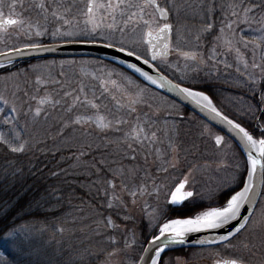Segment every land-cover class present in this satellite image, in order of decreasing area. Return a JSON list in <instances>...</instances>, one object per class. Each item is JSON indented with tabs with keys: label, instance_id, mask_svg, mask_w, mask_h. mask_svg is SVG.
Instances as JSON below:
<instances>
[{
	"label": "rangeland",
	"instance_id": "374dc122",
	"mask_svg": "<svg viewBox=\"0 0 264 264\" xmlns=\"http://www.w3.org/2000/svg\"><path fill=\"white\" fill-rule=\"evenodd\" d=\"M17 1L20 0H4L3 12L5 15L11 14L16 6L21 4ZM22 1L26 2V0ZM31 1L39 5L44 4V8H41L42 21L37 24L38 16L31 14L30 18L34 19L31 23L21 19L22 24L10 26L7 33H0V51L28 43H40L43 40L60 41L92 38L100 39L108 44L124 46L126 49L134 50L136 53L146 56L147 51L143 44L145 32L146 30H153L158 25L156 14L151 7H148L145 8L143 20L150 21L151 27L145 25L143 20L138 17L134 22V31L133 24H129L124 33H121L119 30L107 28V25L111 24L113 20L111 15L102 9L97 14V22L102 23V27L93 33L91 32V23L87 22L88 17L84 15L87 11L88 0H60L59 3L57 0H30L29 2ZM97 2L107 3V0H97ZM137 2L143 3L142 0H137ZM9 4L15 6L9 9ZM159 4L168 7L175 21L170 45L174 56L180 58L177 60L179 64L175 62L174 65H172L170 58L162 59L158 62L160 67L169 71L171 68L180 70L183 64L191 61V59L181 55L184 52L196 53L197 59L205 66V58L201 53L206 52L207 60L212 58L217 69L221 67L229 73L233 69H239L231 65L232 55L238 53V61H241L244 69L241 67L239 70L242 79L234 80V82L241 84L243 90L249 88L245 90L246 93L253 94L257 90L255 86L257 68L251 69L254 59L252 60L248 54L246 56L248 51L243 49L247 41V49L252 52L254 58V52L256 53L258 48L253 38V29L250 28L251 25L255 24V20L246 19L249 13L246 11L249 9L247 5L241 0H159ZM66 8H70V11H65ZM218 8L221 11L222 8H225L226 19H230L226 21V24H223L225 20L221 18V14L217 13L216 9ZM53 12H56L57 16H53ZM233 12L235 13L234 19L231 18ZM59 16H63V19H58ZM101 17L103 18L102 21ZM216 17L221 18L220 21ZM124 18L118 12L116 13L117 29L124 27L121 23ZM203 18L204 21H202ZM192 19H198V21L204 22V25L200 23L196 25L193 22L196 20ZM65 20L69 23H65ZM240 21H245L244 24L252 30L249 32V39L239 38L242 32L241 27L244 24L233 28L232 31V25H237V22L240 24ZM219 23L221 26L223 24L224 27L221 28L220 26L216 31L215 38L217 39L213 40L211 36V42L205 43L208 36L207 32H204L202 28H198L196 31V28L202 26L206 28L210 24L214 26ZM23 26H27L26 31L19 35L18 32L20 31L18 30H22ZM57 29H59V34L53 36L52 34ZM243 30L246 31V29ZM36 31H41L43 35L36 36ZM68 32L73 33V35H61ZM194 32H198V34L194 36ZM258 32L260 33L256 35L257 37L264 36L261 35L264 32V26L260 27ZM105 37L107 38L105 39ZM29 40L31 41L29 42ZM261 40L264 41V39ZM209 48L210 50L207 51ZM216 55H220L221 58L215 62ZM199 56L202 57L199 58ZM245 64L248 65L247 68H245ZM258 64L261 66L260 62ZM206 65L210 66V64ZM195 66L202 68L197 61H192L188 67L194 68ZM38 78L39 83L37 82ZM227 78L232 80L228 75ZM129 79L133 82L132 84L128 83ZM180 79L184 82H192L184 77H180ZM80 80V88L83 87V81L86 86V88L83 87V92H80V88H78L77 92H80L81 96L73 91ZM113 81L115 84L112 83ZM107 87L117 91L116 95L114 96V93L103 95ZM221 92H217V94L220 95ZM65 93L71 95H65ZM262 94L264 91L261 93V104L264 107V95ZM0 96L9 102L7 106L0 102V109H4V112H0V135L4 137L9 135L10 139L15 141L13 137L17 132L21 133L20 131H22L24 136H20L19 141L24 143L26 148L31 146L30 143L34 144L40 135L43 137L47 134V138L50 135L55 136L59 128L68 126V121L74 122L77 116L92 117V119L78 124L77 128L70 133L69 136L72 134L75 140H79L89 123L95 132L104 129L97 127V116L105 118L104 122L109 124L107 129L115 128L116 126L111 127L114 122L116 125L128 123L127 116H130L131 113L127 114L122 107L123 105L121 106L123 99L114 102V97H130V101L135 98L149 104L147 106L151 110L163 109V114H165L162 118L144 115L140 120L132 122L130 126L132 133L118 137L120 143L125 141L123 148L132 151L128 155L125 154L111 160H100L105 167V172H108V175L102 177L106 178L103 182L109 194L108 201L101 204L103 206L114 205L117 211L121 210L122 214L116 213L119 218L118 221L111 219V217H106L105 220L94 217L91 223L84 224L82 222L77 233H74L70 227L67 228L65 241L63 239L54 240L55 237L51 238L52 241L50 239L41 240L39 234L45 231L46 226L38 228L29 224L17 226L0 239V264H54L57 255L65 259L64 264H74L79 260L85 261L87 259L92 261L91 264H134L142 250V233L137 228L134 222L136 217L131 211L135 202L145 213L148 219L146 232H150L156 223L150 219V214L154 213L158 207L164 208L166 206L169 190L174 188V181L178 183L185 175L190 174V183L194 186L195 191L207 194L216 191L223 185L224 181L231 182L234 176L241 179L244 171L243 157L230 139L224 138L221 145L217 146L213 141L214 131L203 120L193 115H182L181 107L169 97L167 98L140 84L126 72L116 68L115 65H105L98 59L43 57L35 62H28L25 66L14 68L0 75ZM33 96L36 97L35 100L31 99ZM77 96L80 97L79 101L75 100ZM85 96L87 100L93 101L98 107L92 108L85 103ZM42 98H49L50 102L39 105L41 114L35 116L37 102ZM234 99L236 97L233 93L228 92L222 103L236 108L235 111L239 114L246 113L245 110L248 107L245 104H249V102L245 98L239 101ZM72 101L74 102L73 111L70 112L68 109ZM107 102H111L112 105L107 106ZM12 107H15L17 111L9 114V109ZM140 107L145 108L144 106ZM109 108L111 110L107 114L106 110ZM134 114L137 115L136 112ZM252 114V112L249 113L250 116ZM6 115H9V118L15 117L12 123H5ZM65 115L71 116V118L64 119ZM55 126L56 130H54ZM134 129L135 133L133 132ZM53 133L55 135H52ZM153 133H155L154 137ZM137 135L139 139L135 138ZM182 136L187 138L188 147H193V149L184 146L177 149L176 140L181 142ZM62 142L67 143L68 140L63 139ZM185 153L189 155H185ZM82 154L78 149V160L74 166L77 163L80 166L81 159H84L81 157ZM136 154L143 162L140 163L141 165L135 166L138 160L133 163ZM162 169H167V172ZM101 170H103L102 166L96 167V175ZM95 181L97 185L101 182L99 177ZM157 189H159L158 195ZM133 192L136 193L135 196L131 194ZM201 205L199 209L206 206ZM194 213L195 211H192L191 215ZM109 218L112 221L111 224L108 223ZM82 226L88 228L84 230L81 228ZM149 228L150 230H148ZM10 232H14L15 235L10 236ZM133 233H135L137 241L135 244H132ZM126 240L131 247L125 248ZM21 241L23 242V250L19 246ZM245 244L248 247H244ZM220 245L191 253L189 257L193 259L192 264H204L205 262L203 263L199 258L214 254V252L219 256L218 258L228 256L224 258L233 257L243 259L247 263L257 264L264 261V196L259 198L247 229L239 233L237 237ZM88 261L85 262L88 263ZM163 261L165 264H174L175 257H166Z\"/></svg>",
	"mask_w": 264,
	"mask_h": 264
},
{
	"label": "trees",
	"instance_id": "16d2710c",
	"mask_svg": "<svg viewBox=\"0 0 264 264\" xmlns=\"http://www.w3.org/2000/svg\"><path fill=\"white\" fill-rule=\"evenodd\" d=\"M29 1L30 0H26V2ZM241 1L247 5L248 8L252 9L247 14L246 19L255 20V24L251 25L250 28L253 29V38L256 45H260V47L256 49V53L254 52V58L252 52H250L247 47L242 48L248 51L246 56L247 54L250 55L252 57L251 59H254V63L258 64L260 62L262 68H264V41L256 36L260 33L258 32V29L264 26V0ZM38 5L39 4L35 2V4L31 6L36 8ZM216 11L217 13H220L221 18L225 20L223 24H226V21L230 20L228 18L226 19L225 8H222V11L218 8ZM216 18L218 21L221 19L218 17ZM231 18L234 19L235 15L231 16ZM192 20H196L193 21L196 25L199 23L204 25V22H202L204 21V18L201 22L198 21V19ZM223 24L222 26L221 23L215 24L208 30V27H197L196 31L198 28H202L204 32L206 31L208 36L205 43H209L211 42V36L213 37V40L217 39L215 38L217 34L216 31L220 26L221 28L224 27ZM235 27H239V24L233 26V28ZM241 29L242 32L239 38L249 39V32L252 31L249 29V26L244 24ZM243 29H246V31ZM197 34L198 32L195 33L194 36ZM261 35H264V32L261 33ZM209 50L210 48L207 49V51ZM216 56L218 59L221 58L219 55ZM238 58V53L233 54L231 65L239 68V70L241 67L244 69L243 64H241V61H238ZM98 61L105 65H112L110 62ZM212 63L213 59L211 58L209 64ZM239 64L241 65L239 66ZM18 67L20 66L15 65L11 70ZM116 68H118V66H116ZM201 69L205 71V73L197 78L195 82L181 83L186 87H192L195 90L205 92L211 97L214 104L227 116L240 123L252 133L254 137H258L259 128H257V123L264 126V107L261 104V93L264 91V75H262L261 71L258 68L256 69L255 86L257 90L253 94H250L245 91L249 88L243 90L241 89L242 85L234 82V80L239 81L242 79L240 71H237V69H233L229 71V73L221 67L216 71H211L209 67L205 65L202 66ZM251 69L254 68L251 66ZM9 71L10 70L7 67H2L0 68V75ZM164 72L169 76L174 77L169 71ZM127 74L133 76L129 72H127ZM227 75L230 76L232 80H229ZM133 78L139 83L144 84L137 77L133 76ZM80 85L81 80L79 84H76L77 87L73 91H76V93L81 96L82 94L77 92ZM82 85L86 88L84 81L82 82ZM26 88L28 87L26 86ZM221 91H231L236 97V99H234L235 101L245 98L249 102V104H245V106L248 107L245 110L246 113L239 114L235 111L236 108L223 104V98L227 94H223ZM259 91H261L260 94ZM217 92H221V94L218 95ZM108 93H110V95L111 93H114L115 96L117 91H113L112 88L110 89L107 87V89L104 90L103 95H108ZM118 99H123L121 106L123 105L122 107L125 112L127 114L131 113V115L127 116L128 123L116 125L114 122L111 127L116 126L115 128H104L95 132L92 130L89 123L82 136L80 138L77 137L79 140H75L72 134L71 136L69 135L77 128L78 124L68 121V126L59 128L56 135L55 133L52 134L55 136L50 135V137L47 138V134L43 137L40 135L38 136L39 138L37 137L38 139L34 144L30 143L31 146H28V148L25 146L22 152L11 151V148L18 147L21 141H12L9 135L5 138L12 141L11 144H6L4 140H0V239L11 229L23 224H29L37 228L40 226H46L45 231L39 234L41 240L50 239L52 241L51 238L55 237L54 240L63 239V241H65L67 228L70 227L74 233H77L82 222H84V224L91 223V221L94 220V217H96V219L102 218L103 220H105L106 217H111V219H117L118 221L119 218L116 213L119 212L122 214L121 210L117 211L114 205L109 207V205L103 206L101 204L102 202L106 203L108 201L109 194L106 191V185H104L103 182L106 178L102 177L103 175H108V172H105V167L100 160H111L125 154L128 155V153L132 151L124 149L123 146L125 145V141L120 143L118 138L121 135L125 136L132 133L130 130L132 122L140 120L144 115L152 116L153 118H162L165 115L163 114V109L155 108L154 110H151L148 107L149 104L143 103L138 99L133 98L130 101V97H114L113 100L115 102V100ZM73 104L74 102L72 101V107ZM109 105H112L111 102H107V106ZM140 106H144L145 108ZM72 107L71 111H73ZM110 110V108L107 109L106 113L108 114ZM134 112H136V116ZM250 112L253 113L252 116L249 115ZM185 114L195 115L182 107V115L185 116ZM69 118H71V116L65 115L64 117V119ZM56 126L58 127L59 125ZM56 126L54 127V130H56ZM62 129L63 131L61 132ZM20 132V136L23 137V132ZM63 139H67L68 142H62ZM185 142H187L186 137ZM59 148L60 150H58ZM78 149L83 153L81 157L84 159H81L80 166L78 163L74 166V163L78 160ZM87 150H89V152H86ZM137 157L138 155L136 154L135 159L133 160V163L138 160V162L135 163V166L143 163L141 159ZM100 166L103 167V170L96 175V167L99 168ZM245 168L246 166H244L241 179H244L246 173ZM97 177H99V181H101L99 185H97L95 181ZM197 210L198 208L196 207L185 205L180 211L174 213L173 211H170V215L189 216L192 214V211ZM131 211L134 217H136L134 222L142 233L141 242L142 245H144L145 241L150 236L154 235L157 229L154 228L148 234L146 233L147 221L144 213L141 211V207L136 202L131 208ZM81 228L85 230L88 227L82 226ZM52 243L54 244V242ZM182 251V249H176L170 252L175 255H183L184 253L182 254ZM63 261H65V259H62L57 255L54 264H64ZM85 261H88V259ZM85 261L79 260L74 264L92 263V261H88V263Z\"/></svg>",
	"mask_w": 264,
	"mask_h": 264
},
{
	"label": "snow or ice",
	"instance_id": "6c2138e0",
	"mask_svg": "<svg viewBox=\"0 0 264 264\" xmlns=\"http://www.w3.org/2000/svg\"><path fill=\"white\" fill-rule=\"evenodd\" d=\"M59 3L60 0H57ZM15 5L9 4V9H12ZM40 8H44V4L39 5ZM151 7L156 12L159 13L161 18H166L168 15V9L160 7L157 0H143V3H138L137 0H107V3L97 2V0H88L86 9L84 13L88 17L89 23H91V32L95 33L98 28L102 27V23L97 22V14L100 10L104 9L111 15L113 22L107 25V28L111 30H119L121 33H124L125 29L129 24H133V31L135 30L134 22L139 17L140 20H143V15L145 8ZM4 0H0V33H7L10 26H17L22 24V21L17 19H12L6 17L4 12ZM135 9V11H133ZM252 9H246V11H251ZM65 11H70V8H66ZM119 13L122 19L121 23L124 27L117 29L116 22V13ZM53 16H57L56 12L52 13ZM233 15L235 13L233 12ZM58 19H63V16L57 17ZM47 19V17H45ZM101 17V21H102ZM65 23L69 21L65 20ZM145 25L151 27L150 21L143 20ZM211 29V24L208 26ZM231 27V25H229ZM172 26L168 23H164L162 27H159L155 31H148L147 36L149 37L147 43L153 49H156V44L153 41L164 40L162 49H157L151 52V60L155 61L158 57H166L169 49V43L166 37V34H170ZM59 34V29L54 32L52 35L56 36ZM36 36H41L43 33L41 31L35 32ZM61 35L72 36L73 33H62ZM107 37H105L106 39ZM260 39H264V36H261ZM248 42H245V47H247ZM112 47L110 43L107 45ZM44 46L37 43H28L25 45V49L39 50ZM256 47H260L259 44ZM17 55H23L24 49L14 48L12 49ZM120 52H126L127 56H135L137 60L141 59V56L136 55V52L126 51L124 46L119 48ZM185 58L191 60L197 59V54L194 52H184L181 53ZM143 63L145 65L149 64L148 59H144ZM245 64V68H247ZM129 67L135 69L139 72L146 80L150 81L152 84L157 83V79H154L153 76L149 75L148 72L142 71L141 68L137 67L136 64H130ZM252 67L254 69L259 68L262 75H264V68L259 64L253 63ZM239 71V69H237ZM159 80L161 81L160 87L163 88L166 85L170 86V90L177 92L179 95L184 96L185 98L191 99L197 105L201 107V110H207L212 114V119L217 120L222 125L229 126L228 130L232 133H235V137L238 139V143L242 146V151H246V165H250V168H245L246 177L244 179H239L237 176L232 177L231 182L224 181L223 185L219 187L216 191L209 192L207 194L196 192L194 186L190 183V174L185 175L183 179H180L178 183L174 181V190L170 189V201H167V204L164 208H157L154 210V213L150 214V219L156 221L154 227L158 229L159 234L153 235L149 240L145 242L148 243L149 247L142 248L143 255H140L137 260L134 261V264H165L163 261L162 253L168 249L169 245L172 244H184L185 239L191 233H200L202 231L208 230H226V234L220 235L218 237L219 242L229 241L230 238H234L236 235L241 233L243 230H246L249 223L252 220L254 211H249L253 209L257 203V198L264 196V191H261V187L264 186V179L261 180L260 184H254V176L257 174V166L260 167V175L264 177V126H261L257 123V128H259V138H255L252 133H250L245 127L241 126L240 123L235 122L233 119H230L227 115H224L221 111L217 109L211 97L203 91H196L192 87H184L180 83L173 84L171 80H168L165 76H160ZM39 83V78L37 79ZM115 84V81L112 82ZM129 84L133 82L131 79L128 80ZM83 87L80 88V92H83ZM65 95H71L70 93H65ZM264 95V94H262ZM31 99L35 100L36 97ZM76 101L80 100V97L75 98ZM0 102H3L4 105H8V100L0 96ZM50 102L49 98H42L37 103L38 106L35 109V116L41 114V107L45 103ZM85 103L90 105L92 108H97L98 106L90 100H87L85 96ZM135 102V101H133ZM58 103V101H57ZM69 107V111H71ZM17 109L12 107L9 109V114L16 112ZM0 112H4V109H0ZM15 117L9 118V115L5 116V123H12V120ZM92 117L77 116L74 123L80 124L91 120ZM103 116L96 117L97 127L107 128L109 124L104 122ZM23 130V129H22ZM135 133V129L133 130ZM153 137L155 133L152 134ZM139 139L137 135L135 137ZM0 140H4L6 144H11L12 141L7 140L3 135H0ZM13 140H20V133L17 132L13 137ZM224 140L223 136L217 135L215 137V143L217 146H220ZM25 148L24 143H20L18 147H12V152H22ZM164 172H167V169H162ZM239 188V190H236ZM143 191V190H142ZM135 196V192L131 193ZM159 194V189H157V195ZM167 195V194H166ZM190 206L200 208L201 204L206 205L202 210H198L194 215L187 218H171L170 209L167 205L172 206V210H175L176 207L183 208L185 204ZM111 207V205H109ZM243 210V211H242ZM247 212L248 214H244ZM163 221L160 223V221ZM108 223L111 224L112 221L109 218ZM62 231V230H61ZM9 235H15L14 232H10ZM164 238L161 241V238ZM217 239L214 237L212 239H202L198 240V244L205 243H217ZM137 243L135 238V233H133L132 244ZM19 246L23 250V242L21 241ZM248 247L247 244L243 245ZM131 247L128 241H125V248ZM154 253V254H153ZM174 264H187V261H182L180 257H176ZM216 264H245L243 259H230V260H218ZM264 264V262H261Z\"/></svg>",
	"mask_w": 264,
	"mask_h": 264
},
{
	"label": "water",
	"instance_id": "95a60500",
	"mask_svg": "<svg viewBox=\"0 0 264 264\" xmlns=\"http://www.w3.org/2000/svg\"><path fill=\"white\" fill-rule=\"evenodd\" d=\"M157 14H158V17L162 20L167 19V17H168V15H167L166 18H161L158 12H157ZM6 17H9V16H6ZM10 18L14 19L11 16H10ZM162 26H163V24L160 27H162ZM155 31H153L154 35H155ZM147 33H148V31L145 34L144 41L147 44L148 52H149V56H150L148 65H145L143 63V60H144L143 58H141L140 60H137L135 58V56L130 57V56H127L126 52H120L118 47H115V46L108 47L107 44H105V43H100V42H95V41H63V42L45 43V44H41L44 47L39 49V50L25 49V47L18 48V49H24L23 55H17L12 50H7V51L0 52V64L12 62V61H17L20 59H28V58L65 57V56H90V57H97L100 59L111 61L113 63H116V64L122 66L123 68L127 69L128 71L132 72L134 75H136L137 77H139L140 79H142L143 81L148 83L149 85L153 86L155 89L159 90L160 92H162V93L168 95L169 97L175 99L180 104H182L183 106H185L186 108H188L189 110L193 111L198 116L203 118L209 124L216 127L222 134L228 136L237 145V147L241 151V153H242V155L246 161V151H242V146L238 143V139L234 138L235 133H232L228 130L229 126L222 125L219 122L218 118H217V120H213L212 114H210L207 110L202 111L201 107L199 105H197L191 99L185 98L184 96L179 95L177 92L170 90V86L166 85L163 88L160 87L161 81L159 80V77L165 76V75L162 74L159 70H157L153 66V64H152L153 60H151V52L155 51L157 49H162V45L164 43V40H161L159 42L153 41V43H155L157 46L156 49H153L147 43V41L149 39V37L147 36ZM166 37H167V40L169 43V34H166ZM168 55H169V49H168L167 56ZM158 58H160V57H158ZM130 64H136L137 67L141 68L142 71L148 72L149 75L153 76L154 79H157V83L152 84L150 81L146 80L139 72H137L135 69L129 67ZM167 79L170 80L168 77H167ZM173 84H176V83L173 82ZM247 167L250 168V165H247ZM261 180H262V176L260 175V167L258 165L257 166V174L254 176L253 183L259 185ZM258 198H257V201H258ZM253 209H249V211H253ZM244 214H248V213L245 212ZM224 234H226V230H224V229L208 230V231H202L200 233H191L185 239L184 244H182V245L181 244H172V245H169L168 249L179 247V246L207 245L210 243L198 244L197 241L202 240V239H209L210 240L214 237L218 241V237L220 235H224ZM163 239L164 238L162 237L161 241H163ZM146 247H149L148 243L145 244L144 248H146ZM168 249H166V250H168ZM140 255H143V252H141ZM226 260H229V259H226ZM216 261H218V260H213L212 264H216Z\"/></svg>",
	"mask_w": 264,
	"mask_h": 264
},
{
	"label": "flooded vegetation",
	"instance_id": "af4514ba",
	"mask_svg": "<svg viewBox=\"0 0 264 264\" xmlns=\"http://www.w3.org/2000/svg\"><path fill=\"white\" fill-rule=\"evenodd\" d=\"M199 248H201V247H188V248H185V253H184V255L183 256H174L175 257V259H176V257H180L181 258V260H185V261H188V263L187 264H192V261H193V259H191L190 257H189V255L191 254V253H193V252H197L198 250H202V249H199ZM217 251V250H216ZM216 254V252H214V254H213V256H212V258L213 257H215L214 255ZM240 255V254H239ZM224 257V256H223ZM208 256H205V257H203L202 258V256L199 258L201 261H207L208 260ZM189 261H191V262H189ZM210 263V262H209ZM261 264V263H260Z\"/></svg>",
	"mask_w": 264,
	"mask_h": 264
},
{
	"label": "bare ground",
	"instance_id": "6f19581e",
	"mask_svg": "<svg viewBox=\"0 0 264 264\" xmlns=\"http://www.w3.org/2000/svg\"><path fill=\"white\" fill-rule=\"evenodd\" d=\"M66 58H69V57H66ZM35 61H37V58L20 59V60L13 61V62H14V65L22 67V66H25V64H27L28 62H35Z\"/></svg>",
	"mask_w": 264,
	"mask_h": 264
}]
</instances>
